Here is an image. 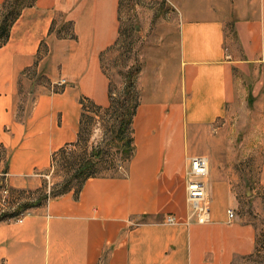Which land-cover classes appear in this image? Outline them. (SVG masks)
Returning a JSON list of instances; mask_svg holds the SVG:
<instances>
[{
  "label": "crops",
  "instance_id": "crops-1",
  "mask_svg": "<svg viewBox=\"0 0 264 264\" xmlns=\"http://www.w3.org/2000/svg\"><path fill=\"white\" fill-rule=\"evenodd\" d=\"M173 1L179 12L177 50L142 73L135 152L124 174L90 178L79 194L49 200L21 221L0 222V264L252 259L257 230L243 222L234 174L224 165L229 154L253 148L264 160V0ZM120 8L121 0H37L13 25L0 48V173L13 185L41 176L54 153L78 141L83 99L110 105L111 81L101 54L119 39ZM68 22L75 37H59ZM42 81L66 83L53 93L44 92ZM244 81L252 107L247 123L254 131L246 138L259 145L226 150L220 148L218 123L238 105ZM33 83V107L21 117V85L26 97ZM195 156L209 163L205 224L191 218L187 201V173Z\"/></svg>",
  "mask_w": 264,
  "mask_h": 264
},
{
  "label": "rangeland",
  "instance_id": "rangeland-1",
  "mask_svg": "<svg viewBox=\"0 0 264 264\" xmlns=\"http://www.w3.org/2000/svg\"><path fill=\"white\" fill-rule=\"evenodd\" d=\"M119 20L120 40L117 45L104 53L103 68L112 81L115 99L125 103L127 100V97L124 96L126 77L131 75L133 80H136V90L139 93V81L142 73L148 68L156 66L158 62L166 61L177 50L179 12L173 0H122ZM227 25L229 32L232 33L233 29L231 30L230 27L232 20L229 19ZM34 83L26 97L25 88L21 85V97H19L21 104L18 106V114L21 117H26L33 107ZM42 83L43 87L47 88L44 92L53 93L60 92V87L65 85L49 86L47 81H42ZM244 85L245 88L242 91L244 94L241 95L238 105L232 109L228 108L227 116L218 123L222 126L220 148L226 150L230 146L238 147L242 144H251L253 141L259 145L255 138L254 140L246 138L251 137L254 131L253 123H247V116L252 111V107L247 99V84ZM98 115L99 117H96L88 127L90 137L86 135L75 148L70 145L64 147L68 152L73 151L76 152L75 155L84 156L90 155L94 148H101L105 151L106 156L114 154L113 158H116L117 150L115 147H111V134L107 132L111 126L110 116L104 110L100 111ZM86 116L91 117L88 112ZM123 119L125 121L129 119L126 111L123 114ZM86 138L88 141H85ZM253 149L254 152L249 154H229V160L224 165L234 174L233 189L238 194L239 210L243 222L253 224L257 230L255 254L252 259L243 263L240 261L238 264H264V160L263 155L258 154L260 149ZM67 162L66 159V161L56 164L53 162L52 156L50 168L41 176H32L27 182L28 184L23 186L13 185L5 175L0 173V217L3 215L4 221L14 220L16 218L11 217L21 210L19 205L26 201L35 203L50 196V191L53 188L58 189L67 180ZM124 172L125 168H120L117 162L114 164L111 157H106L94 170L97 177H115L124 174ZM45 202L47 203V201ZM45 202L43 206L46 204ZM37 209L31 208L25 212L32 213ZM191 218L196 220L193 216Z\"/></svg>",
  "mask_w": 264,
  "mask_h": 264
},
{
  "label": "trees",
  "instance_id": "trees-1",
  "mask_svg": "<svg viewBox=\"0 0 264 264\" xmlns=\"http://www.w3.org/2000/svg\"><path fill=\"white\" fill-rule=\"evenodd\" d=\"M36 1L37 0H5L2 4H0V48H2L9 41L13 25L21 16L22 11L25 8L34 6ZM72 26L73 24L71 22L66 23L62 30L58 32L59 37L64 38L66 36H71L74 38L75 35L71 33ZM54 28V26L51 28V32L54 31ZM119 40L120 35L115 45L119 43ZM105 52L101 54L102 62ZM124 82V96L127 97L125 103L115 99L112 81L110 83V105L107 108L99 107L87 99L82 100L83 113L78 141L75 144L70 145L75 148L84 140L86 135L90 137L91 134L88 133L89 125L96 117H99V112L104 110L110 116L109 123L111 126L107 132L111 134V147H115L117 150L115 153L116 158H113L114 154H107L106 156L105 151L101 148H94L90 155L86 154L84 156L75 155L76 152H68L65 148L59 150L54 153L53 162L59 164L58 162H62L64 160L66 161V159L68 160L66 163V168L68 170L67 180L60 187H58V189L53 188L50 191V196H46L44 199L36 201L35 203L26 201V203L19 205L21 206V210L16 212L11 218L17 219L25 214H28L25 211H28L31 208H41L45 201L48 202L49 200L56 199L70 192L79 194L84 186V183L88 179L97 177L94 174V170L96 169V166H99L106 157H111L114 164L117 162L120 168L126 169V165L130 162L135 152L133 121L140 105V98L139 93L136 90V80L134 81L132 76L128 75ZM125 111L129 116L128 121L123 119ZM87 112L90 113L91 117L86 116ZM85 141H88V138H86ZM2 221H4L3 215L0 217V222Z\"/></svg>",
  "mask_w": 264,
  "mask_h": 264
},
{
  "label": "built area",
  "instance_id": "built-area-1",
  "mask_svg": "<svg viewBox=\"0 0 264 264\" xmlns=\"http://www.w3.org/2000/svg\"><path fill=\"white\" fill-rule=\"evenodd\" d=\"M64 84L65 81H62L56 85L62 86ZM190 162L191 166L187 173V199L191 207V215L196 218L198 224H205L210 220V206L204 181L209 175V163L208 159L202 156L193 157ZM230 215L234 217L232 212ZM167 222L174 223L175 217L169 216Z\"/></svg>",
  "mask_w": 264,
  "mask_h": 264
},
{
  "label": "bare ground",
  "instance_id": "bare-ground-1",
  "mask_svg": "<svg viewBox=\"0 0 264 264\" xmlns=\"http://www.w3.org/2000/svg\"><path fill=\"white\" fill-rule=\"evenodd\" d=\"M210 171V170H209Z\"/></svg>",
  "mask_w": 264,
  "mask_h": 264
}]
</instances>
